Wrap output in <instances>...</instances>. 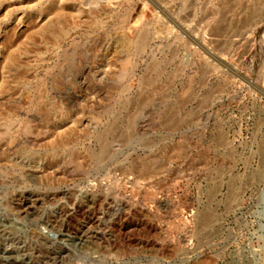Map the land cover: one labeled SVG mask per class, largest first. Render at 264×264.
<instances>
[{"label":"rangeland","instance_id":"obj_1","mask_svg":"<svg viewBox=\"0 0 264 264\" xmlns=\"http://www.w3.org/2000/svg\"><path fill=\"white\" fill-rule=\"evenodd\" d=\"M0 264H264V0H0Z\"/></svg>","mask_w":264,"mask_h":264},{"label":"bare ground","instance_id":"obj_2","mask_svg":"<svg viewBox=\"0 0 264 264\" xmlns=\"http://www.w3.org/2000/svg\"><path fill=\"white\" fill-rule=\"evenodd\" d=\"M107 1V0H106ZM108 1H112V0H108ZM113 1H115V0H113ZM150 1V0H149ZM93 2V1H92ZM94 3V2H93ZM96 3V2H95ZM97 4V3H96ZM99 7V6H98Z\"/></svg>","mask_w":264,"mask_h":264}]
</instances>
